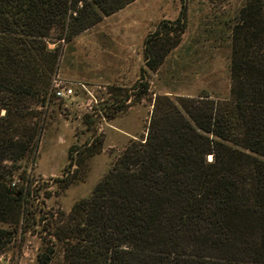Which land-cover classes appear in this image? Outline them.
Here are the masks:
<instances>
[{"label": "trees", "instance_id": "16d2710c", "mask_svg": "<svg viewBox=\"0 0 264 264\" xmlns=\"http://www.w3.org/2000/svg\"><path fill=\"white\" fill-rule=\"evenodd\" d=\"M133 1L0 0V252L47 219L36 264L58 248L70 264H264V40L253 21L228 97L156 96L146 135L60 220L40 217L14 182H31L16 172L35 162L49 107L61 103L52 80L62 43ZM173 29L162 22L145 40L148 68Z\"/></svg>", "mask_w": 264, "mask_h": 264}, {"label": "rangeland", "instance_id": "374dc122", "mask_svg": "<svg viewBox=\"0 0 264 264\" xmlns=\"http://www.w3.org/2000/svg\"><path fill=\"white\" fill-rule=\"evenodd\" d=\"M179 17L183 31L174 24ZM250 21L263 41L264 0H134L62 43L54 79L70 82L74 95L51 104L35 162L16 172L28 169L31 182L14 180L28 187L31 209L60 220V211L67 214L75 202L89 198L129 141L146 135L156 96L228 97L232 60L242 50ZM162 22L174 29L156 45L162 57L152 70L145 40ZM55 34L49 48L57 43ZM142 84L147 90L140 96ZM61 179L69 181L66 188L60 187ZM47 222L9 243L0 252V264H36L48 236L35 230L44 235ZM50 264L70 260L58 248Z\"/></svg>", "mask_w": 264, "mask_h": 264}, {"label": "built area", "instance_id": "2783aa9c", "mask_svg": "<svg viewBox=\"0 0 264 264\" xmlns=\"http://www.w3.org/2000/svg\"><path fill=\"white\" fill-rule=\"evenodd\" d=\"M60 84H66V85L61 86ZM52 92L59 99H63L65 97L73 96L74 88L72 87V84L70 82L63 83V81H57L56 79H54L53 86H52Z\"/></svg>", "mask_w": 264, "mask_h": 264}]
</instances>
